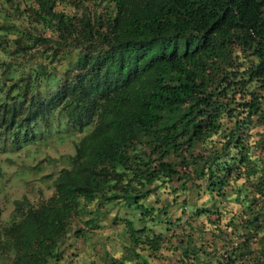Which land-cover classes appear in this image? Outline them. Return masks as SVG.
<instances>
[{
	"label": "trees",
	"instance_id": "1",
	"mask_svg": "<svg viewBox=\"0 0 264 264\" xmlns=\"http://www.w3.org/2000/svg\"><path fill=\"white\" fill-rule=\"evenodd\" d=\"M0 1L2 149L91 124L0 264H264V0Z\"/></svg>",
	"mask_w": 264,
	"mask_h": 264
},
{
	"label": "rangeland",
	"instance_id": "2",
	"mask_svg": "<svg viewBox=\"0 0 264 264\" xmlns=\"http://www.w3.org/2000/svg\"><path fill=\"white\" fill-rule=\"evenodd\" d=\"M52 120V123L55 122ZM90 126L91 124H88L83 127L82 131L74 133L72 138H63L62 125L56 129L53 126L42 139L18 149L10 148L9 137L5 139L4 149L0 141V225L9 220L15 198L26 196L31 202L36 203L50 194L52 178L57 168L66 162L67 155L72 153L73 140ZM109 213L106 215L109 216ZM108 232L109 229L105 227L99 228V233L92 234V242L88 244L80 237L73 239L72 250L75 256H72L71 261L67 258H63L62 261L65 264H90L89 260L93 258L96 264H99L98 256L93 254L96 252L95 247L97 251L101 249L98 247L99 243L93 240ZM104 247L114 255L119 253L117 245L106 242Z\"/></svg>",
	"mask_w": 264,
	"mask_h": 264
}]
</instances>
